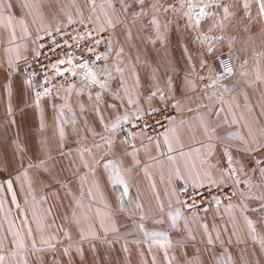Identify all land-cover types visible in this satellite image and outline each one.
Listing matches in <instances>:
<instances>
[{"label":"snow or ice","instance_id":"1","mask_svg":"<svg viewBox=\"0 0 264 264\" xmlns=\"http://www.w3.org/2000/svg\"><path fill=\"white\" fill-rule=\"evenodd\" d=\"M180 7L176 8L173 0H166L162 3L161 0H151L150 3H146V0H101L100 3L97 0H86V4L90 7L91 14L87 17V23L82 11L77 14L80 16L79 20H75L71 15L67 16V25L73 26L79 23L83 31L75 32V34H67L69 38L79 44V41H85L87 45V52L92 57L91 59L81 58L79 62L74 63L71 57L67 59L63 56L55 61H50V70L53 75L44 81L41 91H36L33 88L31 77L23 81L27 90L31 91L32 95L30 101H26L28 107H35L40 112V129L45 128V121L43 117V108L41 101L44 98L51 96H59V89L52 80L57 77H64L65 73H70L72 77H79L80 86L77 84H69L64 89L67 94L63 107L70 108L71 105L68 103V98L71 97L75 90L76 96L84 95L87 91V97L89 101H92L91 111L95 114L96 121L101 125L102 132H97L94 127H86V131L92 133L94 140L91 146L82 145L77 141V147L75 149L76 155L79 157V163L81 169H87L84 175L79 176L81 182L80 196L77 197L72 193V190L67 184H62V187L66 190L69 196L73 197L74 208L70 218V222L78 227L79 240L75 242V251L82 255L83 242H91L94 240H100L101 236L97 234V220L96 218L101 217V211L96 209L94 216H89L88 213L92 211L91 204L87 206V211L81 216L78 209L84 208V198L86 197L89 201L95 200L94 189L99 191L100 181L97 178V170L102 169L103 172L107 173V182H109L114 188H122L119 195V201L122 203L124 197L129 194V184L125 178L124 173L131 169L123 168L122 161H118L115 158L114 150L118 147V136L119 132L123 130L124 125H129V129L126 133V138L123 144L126 145L122 151V156L131 157L134 165H139L140 160L137 158L141 148L145 147L143 139H147L150 143L154 144L157 149L161 147L160 138H163V144L167 146V160L170 165L174 166L172 175L168 180V184L171 185L173 179H183L186 186L181 192H170L168 195L173 197L174 200L170 199L167 208L163 203L160 202V197L157 194L156 200L158 207L156 214L151 218L152 222L156 225H163L167 221L170 229L176 230L179 222L183 217L182 210H189L191 214H198L199 211L205 213L208 212V207H201V205H207L209 201L213 202L219 211L223 201L221 196L231 201L233 197L239 196L243 200L239 205H233L228 203L224 205V209L228 213H233L235 208H239L240 214L247 226V229L252 234V239L256 240V225L254 221L245 213L249 209V205L244 203V200H255L259 206L254 207L251 210L254 212H264V159L259 158L260 154H264V123L258 120H248L245 116L236 114V110L241 108L240 103L237 101L235 96H232L235 102L234 106L228 100L224 99V93H231L239 85V81L229 88L228 85L224 84L223 81L228 77H232L236 73L235 66L231 63H225L223 72L216 75L215 77L209 76L207 79L210 81L206 87L213 88L219 87L222 91L219 95L216 93L207 94V99L212 100L213 96L221 105L217 107L215 104L209 107L208 105H200V108L207 109L208 116H215L220 118L221 113L227 112L228 115L223 117L221 124L227 125V128H233L234 126H240L239 131H227L223 130L222 133H218L217 129L220 125L212 127L209 125L205 115H199V125L201 127L203 135L207 138L208 143H201L199 148L189 147L188 151H184V144L180 135V132L176 126L175 119L170 116H164L162 110L158 106H153L152 101L158 100L160 103L169 105L171 108L180 111L181 103L175 99V94L172 88V79L168 78L166 82L167 91L160 88L158 84L154 86L153 90H150L148 95L145 97L146 104H141L140 96L137 89L140 86V78L136 72L135 65L129 69L122 59L124 54V47L117 43L114 47L111 37H105L103 33H114L118 27H122L125 40L132 39L131 27L135 26L142 18L147 17L146 23L148 26L155 29L157 39H166L161 29H167V24L162 25L159 19V14H168L171 12H180L183 17H186L189 21L187 27L189 29H200L202 22L206 19H210L213 23L208 27L207 31L203 33V40L207 41L206 51L208 54H213L215 50V44L212 42L208 33L214 29H219L221 32L224 31L225 22H231L235 17V11L231 10V5L226 3L225 0H176ZM255 4L258 10V16L260 19H264V0H241L240 7L245 13V17L250 21L252 19L251 8ZM135 5L136 7H133ZM23 7H29V4L25 2ZM12 5L5 3V0H0V23L7 20V25L12 28L13 16L9 12L5 17L4 12L6 9H10ZM151 8L153 14L149 16L146 11L147 8ZM23 26V31L27 35L28 29L23 19L19 21ZM54 32L60 35H65L61 26H56ZM49 37L53 36V31H47ZM11 36L15 39L16 33L13 29ZM37 39H43L37 37ZM217 40H223V36L216 37ZM155 42V41H153ZM55 44V48L50 51L55 52L56 48L62 47L60 44ZM231 43V41H230ZM104 45V50L100 51V46ZM63 46H68L67 41H64ZM40 47H44L43 44ZM37 56L41 55L40 52L36 53ZM264 55V54H260ZM19 59V55H17ZM139 58L137 57V60ZM191 60V57H189ZM255 67L252 69L253 78L251 80H244L246 87L251 88L255 84L264 85V70L261 69L260 60H254ZM66 67H61L65 66ZM208 67L207 61L204 59L200 60L199 68L206 69ZM248 60L244 59L239 65V76L248 77L249 72ZM195 71V66H193ZM126 72H130L132 77V84L125 87L126 81L124 76ZM121 79V88L124 90V95L121 96L120 92L112 91L110 89V81L114 78L113 74ZM200 81H204L206 77L202 73H197ZM62 87V85H61ZM197 84L191 79L186 80V88L191 91H195ZM93 89H96L93 92ZM6 91L9 97L11 96V85H6ZM111 94L114 99L122 101L124 111H121V105L116 103L108 104L105 109L101 108V104L104 103V96ZM245 104L244 107L248 109L251 114L252 109L248 105L247 92L241 91ZM55 107V105L53 106ZM81 113L85 112V106L83 103L79 105ZM110 111L109 118H105L104 112ZM189 111H193L189 109ZM7 114L9 117L13 114V108L11 102L7 107ZM60 115L63 117V108L60 111ZM156 115H160L161 119H155ZM264 115V111L261 112ZM230 117V118H229ZM162 120H167V124L162 123ZM243 121V123H241ZM75 121H73L74 123ZM10 123H15L12 119ZM63 123L66 124L68 121L65 119ZM180 124H184L185 121L181 120ZM88 125V121H85ZM157 128H162V132H156ZM132 129H138V131H132ZM150 132H155L156 138L150 135ZM103 133V134H102ZM57 143L59 147L60 155H71V150L68 152L64 151V147L67 144L66 132L63 126H58L56 133ZM95 137H99V141L96 142ZM140 138V147H137L133 143V139ZM83 139V138H82ZM219 142L222 155L225 161L223 166L219 162H213V157L216 152V143ZM129 148L131 150H129ZM203 149V151H202ZM95 150V151H94ZM16 152L20 156V167L23 169L22 173L16 176V179H20L22 174L25 181L31 187L32 178L30 171L35 170L37 172H49V163L53 160V157L48 150V146L45 142L41 143L40 149L36 154L27 159V167H24V157L27 153V149L24 144L16 143ZM96 152L101 154L98 156ZM171 153H175L172 155ZM195 153V156L193 155ZM155 159V157H153ZM250 160L252 167L248 168L245 164V160ZM198 161V163H197ZM182 162V163H181ZM75 163V161H74ZM79 171V169H78ZM144 171L147 173L148 169L145 167ZM252 172L254 175L258 174V182H254L253 176L249 175ZM89 176L93 179L89 182ZM150 178V177H149ZM163 180V177H162ZM60 183V181H57ZM85 185L87 189L85 191ZM243 185L248 189L246 193L241 188ZM6 187L7 192L11 193V201L16 204V194L13 191V180L7 179L4 184H0V191H4ZM155 183L152 184L153 190H155ZM225 188H234V190L227 194L223 191ZM203 189V191H201ZM256 190L253 192V190ZM215 190L218 195H213L212 192ZM207 192V195H205ZM102 196L103 193L101 192ZM183 197V198H181ZM34 201V207L32 216L34 223L36 224L35 233L29 223L28 217L25 214L22 220V227L19 230L12 231L13 240L11 241L12 250L11 254L14 257H18L16 264H29L28 257L25 253L36 255L37 253L51 254L52 259L50 264H57L56 254L59 251L58 245L62 247L64 256L71 257V253L74 245L72 243L67 246L64 245V241H73V237L69 231L63 226H57L55 219L48 222V218L52 216V208L48 207L43 210V214L40 215L35 210V204L41 206L48 202L47 197L41 195L32 197ZM199 200V203H198ZM19 208V205H16ZM105 207L108 205L105 203ZM136 209L139 210L138 220L135 224V229L144 237L143 243L147 244L148 251L152 253L153 248L163 253V259L167 264H173V261L177 259L175 255L170 256L169 251L173 248L174 242L165 231H150L145 224L148 219L144 215L143 205L140 203L135 204ZM0 208H3V201H0ZM118 211H126L125 208L121 207ZM131 215V213H129ZM166 218V219H165ZM233 219L235 217L233 216ZM87 224V231L82 224ZM99 229L103 230L105 234L104 242L111 247L116 240H108L107 234H115L117 240L120 238V225L115 218V215L111 212L104 214L103 218L98 220ZM204 230L207 243V251L211 252L212 248L219 243L221 246L225 244V241L221 240L220 233L217 232L215 237L208 230L207 224H201ZM55 228V231H51ZM185 231H187L188 238L192 241L196 240V236L192 234L191 229L188 227L187 220L185 219ZM227 231V229H225ZM62 234V237H61ZM235 235V233H233ZM135 243L139 246L142 241L137 239ZM231 243V240L228 241ZM175 244L179 247H184L181 241H176ZM90 247L94 248L95 245L90 243ZM124 252H128L127 244L122 245ZM142 255V253H141ZM220 264H235L233 257L230 253L225 252L224 256L217 257ZM195 261L199 264H203L199 257L195 258ZM0 264H8L7 254L3 242L0 241ZM152 264H156V255L152 254ZM185 264H194L193 260H186Z\"/></svg>","mask_w":264,"mask_h":264},{"label":"crops","instance_id":"2","mask_svg":"<svg viewBox=\"0 0 264 264\" xmlns=\"http://www.w3.org/2000/svg\"><path fill=\"white\" fill-rule=\"evenodd\" d=\"M25 2L29 4V7L25 8L22 6ZM97 2L100 3L101 0H97ZM5 3L12 5L10 9L5 10L4 15L7 17L9 12L12 14L13 25L12 28H9L6 19L3 23H0V184H4L7 179H12L13 191L16 194V204H13L11 201L12 194L7 192L6 187L4 191H0V201H3V208H0V241L3 242L8 264H16L18 259V257H14L11 254L12 231L19 230L22 227L21 222L25 214L35 233L36 224L32 216L34 207L32 197L34 195L37 198L41 195L46 196L48 200L42 206L35 204L37 213L42 215L44 209L51 207L52 216L48 218V222L50 223L52 219H55L56 225L63 226L73 237V241H64L65 246L70 243L74 245L71 257L64 256L62 247L60 245L57 246L59 249L56 254L57 264H152V254L156 255V264H167L161 251L156 248H153L152 253L148 251L147 244L143 243L144 237L135 229L139 215V210L135 207L137 202L143 205L144 215L148 217L145 221L146 227L150 231H165L173 240L174 246L169 251L170 256L175 255L177 257L173 264H185L186 260H193L194 264H199V262L195 261L196 257H199L203 264H220L219 259H214V257H217V254L224 256L225 252L231 254L235 264H245V234L246 232L249 233V230L238 207L234 209L233 213L226 212L222 206L219 211L217 208L208 207L207 213L202 211L201 214L193 215L190 213L187 216L183 215L184 218L181 219L176 230L170 229L167 221L163 225H156L152 222L151 218L156 214L158 207L156 195H159L160 202L167 208L170 199L174 200L168 193L176 192L177 187L186 186L183 179H173L171 185L168 184L174 166L170 165L167 160L169 153L167 152V146L163 144L162 137L160 138L161 147L159 149L147 139H143L145 147L141 148L137 156L140 164L134 165L131 157L122 156L123 149L127 147L123 144V141L128 137L118 136V147L114 150V155L118 161L123 162V168L131 169L124 173L129 184V194L124 197L121 203L119 195L122 188H114L107 182V173L103 172L102 169L97 170L100 189L99 191L94 189L95 200L89 201L85 197V207L77 211L83 216L89 204L92 207V211L88 213L89 216H94L96 209L101 211V217L96 218V231L101 236V239L90 242L95 245L94 248L90 247L89 242H83L82 255L75 251V242L79 240L78 227L72 224L70 219H65V217L70 218L72 215L74 208L73 197L67 194L62 184H67L75 196H80L81 182L79 176L84 175L87 169L80 168L79 157L75 152L77 141L82 145L91 146L94 137L91 132L86 131V127H94L97 132H102V127L96 121L95 114L91 111L93 102L88 100L87 91L82 96H76L74 90L71 97L68 98V103L71 105L70 108L63 107L67 96L65 91L62 92L61 97L51 96L41 101L45 121V128L41 130L39 110L35 107H28L26 104V101H30L32 93L27 90L23 83L28 78L23 70L34 54L35 37L67 22V16L69 15L73 19H80L77 14L79 11L83 12L84 18H87L91 12H85V7H88L86 0H5ZM133 7L136 6L133 5ZM169 18L172 19V24H169L171 21ZM182 18L179 12H173L171 17L167 16V14H159L161 24H167L166 30L161 29L166 39H157L156 32L150 34L143 32V26L146 23L144 19L146 17L142 18L136 26L131 27V40H125L122 27H118L114 33L107 32V35L111 37L114 47L117 46L118 42L119 45L124 47L122 59L129 69L132 65L136 67V72L140 78V86L137 91L139 92L141 104H146L145 97L157 84L160 88L167 91L166 82L171 77L175 99L179 100L182 106L180 111L176 110L175 123L185 146L184 151H188L189 147L199 148L201 143H208L199 125L200 114L205 115L210 126L216 127L220 125V128L217 129L218 133H222L225 129L227 131H239L240 126L227 128V125L221 124L223 117L228 115L227 112L221 113L220 118H216L215 116H208L206 108H200V105L211 107L214 104L220 107L221 105H219L216 96H213L210 101L207 99V94L216 93L219 95L222 90L218 86L213 88L201 86L197 73H202L204 76L207 74V77H209L211 71L209 73L208 70L199 68L204 52L192 48L194 42H196V33L193 32V29L186 27L189 23L188 19L186 20L185 18V26L182 25L184 24V19ZM21 19L24 20L27 26V35L23 31V26L19 23ZM185 27L189 29L188 33L182 32ZM170 28L171 32H168ZM13 29L16 33L15 39L11 36ZM185 45H187V48ZM17 55H19V59H17ZM137 57L139 58L138 60ZM189 57H191V60H189ZM193 66H195V71ZM113 75L114 78L110 81V89L120 92L121 96H123L124 90L121 88V79L116 77L115 73ZM187 79L195 81L197 84L195 91L186 88ZM124 80L126 81L125 87L132 84L130 72L125 73ZM203 82L205 83V81ZM9 84L11 85L10 97L6 91V85ZM76 84L77 87L80 86V83ZM229 84L227 85L230 88ZM259 89V84L253 85L251 88L244 85V88L240 90L237 87L230 96H228L229 93H224L223 95L224 99L233 102L234 106L235 102L230 100L232 96L236 98L239 96L240 99H244L243 95H241V91H244L247 92L248 100H251L254 99L255 95L259 97ZM9 102H11L13 108L11 117L7 114ZM81 103L84 104L86 109L83 113H81L79 107ZM111 103L121 105V111H124L122 101L114 99L110 93L104 96V103L101 104V108L105 109ZM152 103L153 106L158 107L162 104L156 99ZM244 104L245 102L242 106ZM54 105L55 107H53ZM248 105L251 107L250 104ZM62 108L63 117L60 115ZM189 109L193 111H189ZM110 111L104 112L106 119L109 118ZM236 114L238 117L243 115L248 120L261 121L259 114L254 112L249 114L245 107L241 112L236 110ZM12 119L15 120L14 124L10 123ZM65 119L68 121L66 124L63 123ZM181 120L185 121V123L180 124ZM73 121L75 122L73 123ZM85 121H88V125L85 124ZM58 126H63L65 129L67 144L64 147V151L68 152L71 150V155L62 156L59 154L55 135ZM95 140L96 142H101L99 137H95ZM17 142L24 144L27 149L24 157V167H27V159L38 152L42 142L47 144L48 150L53 157V160L49 163V172L30 171L29 174L32 178L31 187H29L22 174L19 180L16 179V176L23 171L20 167V156L16 152ZM133 143L140 147V138L133 139ZM213 143L217 145L213 162H219L223 166L225 161L220 144L217 141ZM129 150L131 149L129 148ZM100 154V152H96V155L99 156ZM171 154L175 155V153ZM193 155L195 156V153ZM245 164L248 168L253 166L251 161L247 159ZM145 167L148 169L147 173L144 171ZM249 175L253 176L254 182H258V174L254 175L249 172ZM92 179L89 176V182ZM57 181H60V183H57ZM153 183L156 185L155 190L152 188ZM241 188L244 191L243 185H241ZM86 189L87 185H85V191ZM255 191L254 189L253 192ZM101 192L103 193L102 196L100 195ZM237 197L239 202L233 203V205H239L243 200L242 197ZM105 203L108 205L107 208ZM17 204L19 208H17ZM121 207L125 208L126 211H118ZM251 209L249 208L247 212H254ZM107 212L113 213L120 225V238L118 240L115 234H107L106 238L108 240L117 241L111 247L104 242L105 234L98 227V220L103 218ZM245 214L253 220L252 216ZM233 216L235 219H233ZM185 219L192 234L196 236L195 241L188 238L187 231H185ZM253 221L255 223V220ZM202 223L208 225V230L213 237L219 232L221 240L225 241V244L221 246L217 243L211 252L207 251L208 246L204 230L201 227ZM82 226L87 231V224L84 223ZM10 227L12 231L9 230ZM55 230V228L51 229V231ZM137 239L142 241L139 246L135 243ZM229 240H231V243H228ZM176 241H181L184 247L177 246L175 244ZM125 243L128 246V252H124L122 249V245ZM25 254L28 257L29 264H50L52 259L50 253Z\"/></svg>","mask_w":264,"mask_h":264},{"label":"rangeland","instance_id":"3","mask_svg":"<svg viewBox=\"0 0 264 264\" xmlns=\"http://www.w3.org/2000/svg\"><path fill=\"white\" fill-rule=\"evenodd\" d=\"M146 2L150 3L151 0H146ZM161 2L162 3L166 2V0H161ZM173 2L176 8L180 7L179 3H176V0H173ZM225 2L229 3L232 6L231 10L235 11L236 15L231 20V22H227V21L225 22V28L223 32H221L219 29H214L212 32L208 33L212 42L216 46L214 53L213 54L207 53L206 51L207 44H208L207 41H204V43L201 44V40H203V33L206 32L208 27L213 23V21L210 19L204 20L202 22V26L200 29H196L195 31L193 30V32L196 33V42H194V46H192V48L193 49L195 48L198 51L202 50V52H204L202 59L207 61L208 67L206 68V70H208L209 73L211 71L210 76L212 77L216 76V72L218 70L219 59L221 57L226 56L230 60L231 64L235 66L236 73L232 77H228L227 79H225L223 83L226 85L230 83L229 86L230 88H232V86H234L236 82L239 81V85L237 87H238V90H240L244 88V85H245L244 80L246 79L251 80L253 78L252 69L255 67V64H254L255 59L260 60L261 69L264 70V55H260V54H264V19L259 18L258 10L255 4H253L251 8L252 19L249 21L245 17V13L243 9L240 7L241 0H225ZM89 10H90L89 6L88 7L86 6L85 12L89 13L90 12ZM146 11L148 12L149 16L153 14L150 7L147 8ZM172 15H173V12L171 11L167 14V16H170V17ZM180 16H182L181 13H180ZM185 18L186 17L182 18L184 19V24L182 25L184 26H185ZM169 19L171 20L169 24H172V19L171 18ZM144 20L146 22L147 17ZM186 27H185V30L182 29V32H187V33L189 32V29H186ZM171 28H170V31L168 32H171ZM143 32L148 33V34L155 33V29L148 26V24L145 23V25L143 26ZM104 34H105V37H108L107 32H105ZM218 36H223V40H217L216 37ZM185 46L187 48V45ZM244 59L248 60V68H247L249 72L248 77L239 76V65ZM25 75L29 78L27 74ZM207 76L208 75L206 74L205 77ZM204 81L205 83L204 82L202 83V81L200 83H201V86L206 87V85L210 81L207 80V78ZM76 83H80V82H75V84ZM68 86L62 88L61 91H59L58 97H61L62 92ZM259 87H260L259 97L255 95L254 99L248 100V104L251 105V107L250 106L249 107L252 109V112L260 115V118H261L260 122L264 123V115H261V112L264 111V85H259ZM232 92L229 93L228 96H230ZM230 100H232V98H230ZM237 101L241 105V108L238 109V112H241L244 110V106L242 105L245 101L244 99H240L239 96L237 97ZM237 101H234V102H237ZM229 102L233 104V102L231 101ZM164 106H170V104L169 105L161 104L159 107L163 108ZM173 110L175 112V118H176V114H177L176 110L175 109ZM260 158L264 159V154H260ZM232 189L234 190V188ZM244 191L247 193L248 192L247 188L244 187ZM243 202L247 203L249 205V208H254V207L259 206L258 202L255 200H244ZM201 213L202 212H198V214H201ZM246 213L252 216L253 220H255V225H256L255 235L257 239L253 240L252 234L250 232L249 233L246 232L245 234L246 235V238H245L246 247L244 248V260L246 262L245 264H264V212H246Z\"/></svg>","mask_w":264,"mask_h":264},{"label":"built area","instance_id":"4","mask_svg":"<svg viewBox=\"0 0 264 264\" xmlns=\"http://www.w3.org/2000/svg\"><path fill=\"white\" fill-rule=\"evenodd\" d=\"M75 20H79V19H75ZM87 19L85 18V23H87ZM67 25V22H64L58 26H61L63 28V32L66 33L65 35H60L54 32V29H51L49 31H53V36L49 37L47 35V32L39 35V37H42L43 39H37V37L34 38V54L33 56L30 58V60L28 61L27 65L24 67L23 72L25 74H27L29 77H31L32 83H33V88L36 91H41L42 90V86H46L44 85V81L45 79L51 77L53 75V73L50 70V61H55L59 58H61L63 56V58L67 59L68 57H71L74 61V63H77L80 61L81 58H86V59H91L92 57L88 54L86 48L87 45L85 43V41H79V44H77L76 42H74L73 40H71L69 38V35L67 34H75V32H82L83 28L82 26L77 23L76 25L73 26H65ZM103 35L105 36V34L103 33ZM53 41L56 42V44H60L62 47L60 48H56L55 52L50 51V49L55 48V44L53 43ZM64 41H67V45L68 46H63L64 45ZM43 44L44 47H40V45ZM100 51L104 50V45L102 44L100 46ZM40 52L41 55L37 56L36 53ZM225 63H231L230 60L224 56L221 57L219 59V63H218V70L216 72V75L220 74L221 72H223V68H224V64ZM65 66H61V67H66ZM75 82H79V77H72L70 73H65L64 77H57L55 79L52 80V83L56 85V87L59 89V91H61L62 88L68 86L69 84L75 83ZM62 85V87H61ZM96 89H93V92H95ZM162 113L164 116H170L175 118V112L174 110L171 108V106H164L163 108H161ZM155 119H161L160 115H156ZM162 123L167 124V120H162ZM129 129V125H124L123 126V130H121L119 132V136L120 137H126V133ZM132 131H138V129H132ZM163 129L162 128H157L156 132H162ZM150 135H152L154 137V139L156 138L155 136V132H150ZM185 186H180L176 188V192H181L182 189ZM201 191H203V189H201ZM223 191L227 194H230L233 189L232 188H225L223 189ZM213 195H218V193L213 190L212 192ZM205 195H207V192H205ZM183 198V197H181ZM221 200L223 201V203L221 204L220 207L228 204V203H237L239 202V198L233 197L231 199V201L225 199L224 196H221ZM199 203V200H198ZM201 207H216L215 204L213 202H211V200L209 201V203L207 205H201ZM184 215H188L191 212L189 210H182ZM199 212H202L199 211Z\"/></svg>","mask_w":264,"mask_h":264}]
</instances>
